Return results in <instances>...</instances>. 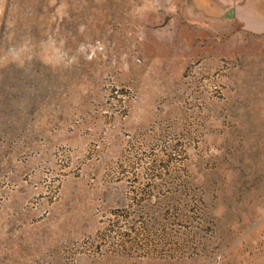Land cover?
Segmentation results:
<instances>
[{"label": "rangeland", "instance_id": "374dc122", "mask_svg": "<svg viewBox=\"0 0 264 264\" xmlns=\"http://www.w3.org/2000/svg\"><path fill=\"white\" fill-rule=\"evenodd\" d=\"M0 264H264V0H0Z\"/></svg>", "mask_w": 264, "mask_h": 264}]
</instances>
